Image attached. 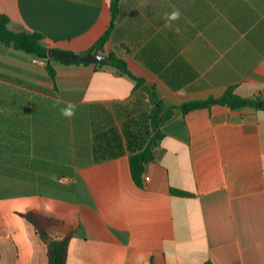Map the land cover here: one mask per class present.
<instances>
[{"label":"crops","instance_id":"1","mask_svg":"<svg viewBox=\"0 0 264 264\" xmlns=\"http://www.w3.org/2000/svg\"><path fill=\"white\" fill-rule=\"evenodd\" d=\"M111 1L0 0V16L47 49L86 53ZM102 53L143 83L54 59L52 80L0 42V264H49L48 243L69 234L67 264H264V110L177 112L142 186L130 167L152 132L151 94L166 107L231 89L264 100V0H121ZM28 213L53 221L48 239Z\"/></svg>","mask_w":264,"mask_h":264},{"label":"trees","instance_id":"2","mask_svg":"<svg viewBox=\"0 0 264 264\" xmlns=\"http://www.w3.org/2000/svg\"><path fill=\"white\" fill-rule=\"evenodd\" d=\"M121 0L111 1V23L105 34L86 52H94L99 50L104 52V46L111 37L112 31L115 29L116 22L119 14ZM10 18L7 15L0 16V42L7 47H12L16 50L23 51L29 55H32L39 59L47 60V71L52 80L55 79V70L50 65V61L53 60L48 56V49L43 43V36L37 33H30L26 31L14 32L9 29ZM107 60H102L96 63L99 67H112L118 74L128 76L140 86L143 80L134 76L125 60L119 58L116 54L110 53L107 55ZM63 64H84L82 62H75L69 59L58 60ZM151 100L154 103V107L149 115L150 132L148 138H142V143L133 148L130 156L131 174L138 186L143 185V174L145 172L146 165L155 161L158 149L160 147L161 140L164 137V133L161 131L163 122L175 113L181 112L187 114L190 111L209 108L211 105L218 104L229 107L231 109L240 108H252L255 110H264V100L262 99H246L242 98L234 93V91L228 90L221 98L209 99L206 101H190L180 106L166 107L162 102H159L154 94H151ZM131 124V123H130ZM130 138L129 133H127ZM116 144L117 140L113 139ZM116 152L104 150L99 154L95 149V160L105 159L108 156H115ZM172 193L181 196L188 195L185 192L172 189ZM26 218L30 223L34 225L38 233L43 239H48L49 235L47 229L53 224V221L37 215L35 213H28ZM71 235H67L64 239L52 240L48 243V259L49 264H67V250ZM205 264H214L212 261H207Z\"/></svg>","mask_w":264,"mask_h":264},{"label":"water","instance_id":"3","mask_svg":"<svg viewBox=\"0 0 264 264\" xmlns=\"http://www.w3.org/2000/svg\"><path fill=\"white\" fill-rule=\"evenodd\" d=\"M48 56L51 59L64 60L69 59L75 62H82L84 64L98 63L102 60H107L108 56L96 50L94 52L88 53H75L64 50H59L55 48L48 49Z\"/></svg>","mask_w":264,"mask_h":264},{"label":"clouds","instance_id":"4","mask_svg":"<svg viewBox=\"0 0 264 264\" xmlns=\"http://www.w3.org/2000/svg\"><path fill=\"white\" fill-rule=\"evenodd\" d=\"M179 11H174L170 15L167 16L169 20H176L179 18ZM62 115L66 117H71L74 114V105L69 104L66 108L61 110Z\"/></svg>","mask_w":264,"mask_h":264},{"label":"built area","instance_id":"5","mask_svg":"<svg viewBox=\"0 0 264 264\" xmlns=\"http://www.w3.org/2000/svg\"><path fill=\"white\" fill-rule=\"evenodd\" d=\"M36 60H37L38 62H40V63L44 64V65H46V64H47V60H44V59H39V58H37ZM146 179H148V178H146Z\"/></svg>","mask_w":264,"mask_h":264},{"label":"rangeland","instance_id":"6","mask_svg":"<svg viewBox=\"0 0 264 264\" xmlns=\"http://www.w3.org/2000/svg\"><path fill=\"white\" fill-rule=\"evenodd\" d=\"M140 103H142V104H143V101H141Z\"/></svg>","mask_w":264,"mask_h":264}]
</instances>
